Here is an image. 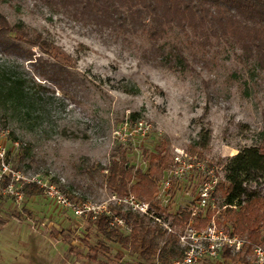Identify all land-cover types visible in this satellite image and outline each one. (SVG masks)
<instances>
[{"label":"rangeland","instance_id":"1","mask_svg":"<svg viewBox=\"0 0 264 264\" xmlns=\"http://www.w3.org/2000/svg\"><path fill=\"white\" fill-rule=\"evenodd\" d=\"M0 14L54 47L46 53L26 47L27 57L0 48V80L23 84L12 96L2 84L0 132L12 170L25 179L47 182L72 202L100 203L113 194L104 186V168L121 151L128 166L146 171L163 148L187 153L205 134L201 159L224 181L230 157L264 146V74L243 64L237 50L222 45L207 63L191 61L192 69L177 73L145 62L137 42L91 31L28 0H0ZM138 120L150 131L128 138L123 124L132 128ZM200 181L193 173L176 178L163 207L175 213L194 205ZM222 201L217 195L214 207ZM0 264L148 263L42 192L17 201L1 188Z\"/></svg>","mask_w":264,"mask_h":264},{"label":"trees","instance_id":"2","mask_svg":"<svg viewBox=\"0 0 264 264\" xmlns=\"http://www.w3.org/2000/svg\"><path fill=\"white\" fill-rule=\"evenodd\" d=\"M28 1L39 10L61 14L91 31L116 40L137 42L145 62L171 72L192 69L191 61L207 63V54L225 45L239 52L243 64L252 65L264 74V0ZM26 47L43 53L54 50L41 33L11 27L0 14L2 52L15 50L27 57ZM2 84L11 96L23 89L17 79L0 80V89ZM208 140V135L200 136L187 153L202 158ZM172 158L163 148L159 156L149 158L147 170L142 171L128 166L126 151H121L104 168L107 172L104 186L116 196L133 194L159 210L153 197ZM6 184L1 183L0 189ZM252 186L256 189H250ZM21 191L27 195L42 192L34 184H24ZM217 195L223 200L220 208L198 220L197 227H205L217 213L215 219L219 225L225 223L227 230L231 228L233 234L246 239L240 252H225L223 258L232 264H252V247L264 246V146L244 148L227 160L225 180L216 187L214 197ZM112 210L124 219L126 231L109 228L104 216L91 221L107 241L119 244L148 264H169L182 256L177 233L189 221L187 208L178 210L172 217L175 233H168L150 219L120 207L114 206Z\"/></svg>","mask_w":264,"mask_h":264},{"label":"built area","instance_id":"3","mask_svg":"<svg viewBox=\"0 0 264 264\" xmlns=\"http://www.w3.org/2000/svg\"><path fill=\"white\" fill-rule=\"evenodd\" d=\"M127 128L128 138L135 137L137 134L145 136L150 131V125L143 120L136 121L132 128L125 122L122 127L125 135ZM4 136V133L0 132V184L6 182L3 192L17 201H21L23 198L21 191L23 185L34 184L41 188L44 197L53 201L60 209L71 214L76 220L96 221L99 217L104 216L108 221L109 228L126 231L127 225L124 219L112 210V207L116 206L150 219L168 233H175L172 217L176 212H169L168 207H163V204L170 200L174 180L184 177L187 173H193L201 181L198 186L196 201L187 209L190 213L189 221L177 233L182 256L172 260L169 264H212L222 259L225 252L230 254L240 252L246 244V239L233 234L231 228L227 230L225 223L220 225L217 223L215 219L217 213L205 227H197L198 220L204 219L208 212L216 209L214 207V193L221 182V177L216 166L208 164L207 161L196 155H189L179 149L174 150L172 163L164 171L163 178L153 197L154 203L160 208L159 210L153 207L151 202L142 201L133 194L121 197L111 194L106 201L100 203L72 202L57 187L34 177L25 179L18 172L13 171L8 160ZM164 209L167 211H162ZM251 257L252 264H264V246L252 247Z\"/></svg>","mask_w":264,"mask_h":264}]
</instances>
